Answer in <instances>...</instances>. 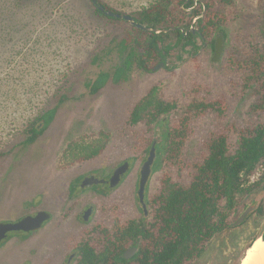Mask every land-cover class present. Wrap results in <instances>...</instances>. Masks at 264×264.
Instances as JSON below:
<instances>
[{
  "label": "rangeland",
  "instance_id": "rangeland-1",
  "mask_svg": "<svg viewBox=\"0 0 264 264\" xmlns=\"http://www.w3.org/2000/svg\"><path fill=\"white\" fill-rule=\"evenodd\" d=\"M101 1L132 15L156 0ZM219 9L222 19L213 43L197 38L194 45H176V34L166 30L167 43L175 47L163 67L155 70L161 63L156 61L150 70L134 65L128 77L115 80L122 64L118 43L130 29L127 23L99 16L91 0H0V222L40 210L51 214L34 232H11L0 246V264H76L69 256L86 237L104 249L103 228L111 234L128 221L151 223L152 198L163 177L190 183L213 135L224 133L234 154L241 132L264 123V0H231ZM200 19L192 25L199 27ZM220 35L224 50L214 61ZM252 56L258 62L257 84L247 66ZM147 98L171 108L151 125L130 122L133 108ZM197 102L215 107L201 111ZM53 108L51 125L26 144L31 123ZM186 115L191 119L186 144L179 155H167L165 132ZM155 140L161 149L146 188V215L137 190ZM126 160L130 170L118 186L106 192L81 187L86 175L108 178ZM242 179L235 207L221 202L229 226L193 264H239L254 243L264 225V214L257 210L264 203V159ZM73 184L79 187L71 195ZM90 206L86 221L83 214Z\"/></svg>",
  "mask_w": 264,
  "mask_h": 264
},
{
  "label": "trees",
  "instance_id": "trees-1",
  "mask_svg": "<svg viewBox=\"0 0 264 264\" xmlns=\"http://www.w3.org/2000/svg\"><path fill=\"white\" fill-rule=\"evenodd\" d=\"M98 4L104 5L106 10L120 12L101 0H98ZM98 4L94 3L99 16L123 21L130 26L118 43L122 64L116 69L115 80L128 77L134 65L150 70L155 61L164 62L171 54L175 45L166 41L170 32L143 30L125 19L107 15ZM192 4L193 0H156L132 15L137 22L149 27L172 30L177 36L176 45L180 42L194 45L197 38L213 43L212 34L222 17L200 19L194 34L191 29L193 17L187 10ZM94 59L98 60L97 55ZM248 59L247 66L252 70L250 78L257 84L259 80L254 77L257 74V59L255 56ZM103 76L108 77V73ZM194 106L203 111L214 108L215 104L197 102ZM170 108L161 100L147 98L133 108L130 122L145 120L151 125ZM56 110L44 111L31 123L26 144L35 142L47 130ZM190 121L189 115H186L179 124L168 127L165 132L167 155H179L186 144ZM156 148L161 149L160 143ZM263 159L264 123L241 132L239 147L234 154L229 151L228 137L224 133L213 135L207 143V154L193 166L190 183L174 182L168 175L163 177L161 190L152 198L154 219L151 223L146 225L142 221H128L116 225L111 234L103 228L99 237L104 240V249L97 247L96 239L86 237L82 241L77 264H193L214 236L229 226L228 213L221 209L222 200L226 199L227 206L232 210L236 192L243 185L242 177L251 174ZM78 187L77 184L71 185V195L77 192ZM94 188L98 189V185ZM257 210L264 214V203ZM137 240H140L138 252L129 259L125 258V251L134 246Z\"/></svg>",
  "mask_w": 264,
  "mask_h": 264
},
{
  "label": "water",
  "instance_id": "water-1",
  "mask_svg": "<svg viewBox=\"0 0 264 264\" xmlns=\"http://www.w3.org/2000/svg\"><path fill=\"white\" fill-rule=\"evenodd\" d=\"M93 3L98 4V0H92ZM99 8L101 11L105 12L107 15L112 16V17H117V18H123L127 21H129L131 24L146 30V31H154L157 33L166 31L165 29H159V28H154V27H149L143 23L137 22L135 17L131 14H126V13H121V12H115L112 10H106V7L104 5L98 4ZM195 32V29H194ZM224 37L220 35L216 39L215 43V54L213 56L214 61H218L221 58V54L224 50ZM164 63H160L155 67V70L163 67ZM157 141H153L152 146L150 148V153L147 159L143 162L141 169H140V181H139V188L137 190V194L140 200V203L142 204V207L144 209V212L146 215L149 214V209H148V203L146 201V188L147 184L149 182V179L152 175L153 171V164L156 158L157 154ZM130 170V162L128 160L124 161L120 165H118L112 175L110 176L109 179H106L104 177H99L94 174H89L86 175L82 182H81V187H91L94 184H101V183H106L108 182L110 187H116L118 186L123 177L126 175V173ZM255 205L249 206L244 213L239 217L237 220L236 224L239 225L241 222L245 220V217L247 214L254 208ZM92 213V208H88L84 214L83 218L87 221ZM51 214L46 211V210H40L36 214H29L17 221H6V222H0V243L6 239L11 232L15 231H25V232H32L36 231L39 228L43 226L45 222L50 220ZM264 236V225L261 227L260 232L257 235V238ZM250 247V246H249ZM248 247V249H249ZM247 249V250H248ZM139 250L138 246H132L128 248L125 253L124 257L129 259L133 257Z\"/></svg>",
  "mask_w": 264,
  "mask_h": 264
},
{
  "label": "flooded vegetation",
  "instance_id": "flooded-vegetation-1",
  "mask_svg": "<svg viewBox=\"0 0 264 264\" xmlns=\"http://www.w3.org/2000/svg\"><path fill=\"white\" fill-rule=\"evenodd\" d=\"M190 1V0H189ZM228 1H231V0H193V4H192V6H190V7H188L187 8V10L189 11V14L193 17V21H192V24H193V22H197V20H199L200 18H205V17H207L208 16V18H211V17H216V16H218V14H219V11H220V9H219V7L221 6V5H225V3H227ZM219 2H221V4L219 3ZM201 8L200 9V11H199V8ZM219 16H220V14H219ZM191 29L193 30V33L194 34H196V32H197V30H198V27L196 28V27H194V25H192L191 26ZM194 29H195V32H194ZM215 43H216V41H215ZM214 48H215V45H214ZM261 53V55H262V52H260ZM260 55V56H261ZM161 63H163V62H161ZM160 64V63H159ZM164 65H165V63H164ZM157 154L159 153V150L157 149ZM149 153H150V151H149ZM149 156V155H148ZM114 171V170H113ZM113 173V172H112ZM112 175V174H111ZM110 175V176H111ZM110 176L108 177V178H106V177H104V178H106V179H109L110 178ZM140 176H141V174H140ZM101 177V176H100ZM140 181V180H139ZM95 185H98V189L99 190H103V191H105L106 192V190L107 189H109V188H112V187H110V185H109V183L108 182H106V183H99V184H94L93 186H91V187H94ZM138 188H139V186H138ZM89 208H92V211H93V206H90ZM87 210V209H86ZM85 210V211H86ZM49 221V220H48ZM47 221V222H48ZM46 223V222H45ZM45 223L43 224V226L45 225ZM42 226V227H43ZM41 227V228H42ZM40 229V228H39ZM16 232V231H15ZM17 232H23V233H29V232H25V231H17ZM32 232H34V231H32ZM11 233H9V235H10ZM9 235H8V237H9ZM8 237L6 238V239H4L1 243H0V246L8 239ZM81 246H82V243H80L75 249V251H73L72 253H71V255L69 256V262H71V261H73V260H76V264H77V261H78V259H79V256H80V253H81ZM135 246V245H134Z\"/></svg>",
  "mask_w": 264,
  "mask_h": 264
},
{
  "label": "clouds",
  "instance_id": "clouds-1",
  "mask_svg": "<svg viewBox=\"0 0 264 264\" xmlns=\"http://www.w3.org/2000/svg\"><path fill=\"white\" fill-rule=\"evenodd\" d=\"M242 264H264V236L255 240L247 250Z\"/></svg>",
  "mask_w": 264,
  "mask_h": 264
},
{
  "label": "bare ground",
  "instance_id": "bare-ground-1",
  "mask_svg": "<svg viewBox=\"0 0 264 264\" xmlns=\"http://www.w3.org/2000/svg\"><path fill=\"white\" fill-rule=\"evenodd\" d=\"M259 238H261V237H259ZM259 238L256 237L254 240H257V239H259ZM254 240H253V241H254ZM254 242H255V241H254ZM251 246H252V245H251ZM251 246H250V247H251ZM250 247H249V248H250ZM247 249H248V248H247ZM246 252H247V251H246ZM245 255H246V253H245V254L243 255V257L241 258L239 264H242V259L244 258Z\"/></svg>",
  "mask_w": 264,
  "mask_h": 264
}]
</instances>
